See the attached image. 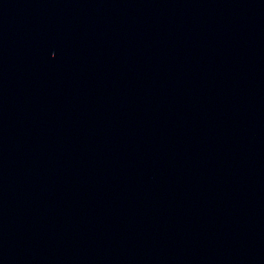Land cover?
<instances>
[{"label":"water","instance_id":"1","mask_svg":"<svg viewBox=\"0 0 264 264\" xmlns=\"http://www.w3.org/2000/svg\"><path fill=\"white\" fill-rule=\"evenodd\" d=\"M0 264H264V0H0Z\"/></svg>","mask_w":264,"mask_h":264}]
</instances>
